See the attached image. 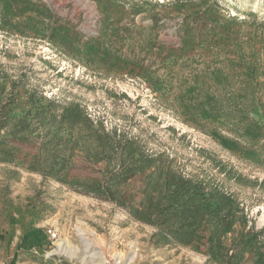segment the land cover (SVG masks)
Instances as JSON below:
<instances>
[{
  "label": "rangeland",
  "instance_id": "obj_1",
  "mask_svg": "<svg viewBox=\"0 0 264 264\" xmlns=\"http://www.w3.org/2000/svg\"><path fill=\"white\" fill-rule=\"evenodd\" d=\"M0 264H264V0H0Z\"/></svg>",
  "mask_w": 264,
  "mask_h": 264
},
{
  "label": "built area",
  "instance_id": "obj_2",
  "mask_svg": "<svg viewBox=\"0 0 264 264\" xmlns=\"http://www.w3.org/2000/svg\"><path fill=\"white\" fill-rule=\"evenodd\" d=\"M93 35H96V32Z\"/></svg>",
  "mask_w": 264,
  "mask_h": 264
},
{
  "label": "bare ground",
  "instance_id": "obj_3",
  "mask_svg": "<svg viewBox=\"0 0 264 264\" xmlns=\"http://www.w3.org/2000/svg\"><path fill=\"white\" fill-rule=\"evenodd\" d=\"M61 245H64V244H61Z\"/></svg>",
  "mask_w": 264,
  "mask_h": 264
}]
</instances>
